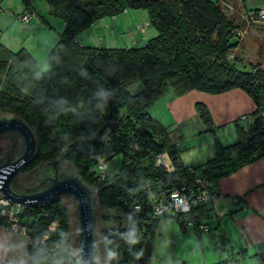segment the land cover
Masks as SVG:
<instances>
[{
	"label": "trees",
	"instance_id": "obj_1",
	"mask_svg": "<svg viewBox=\"0 0 264 264\" xmlns=\"http://www.w3.org/2000/svg\"><path fill=\"white\" fill-rule=\"evenodd\" d=\"M46 1L51 12L65 21L48 54L49 68L42 72L27 50L12 51L0 42V111L23 118L37 136V152L26 171L57 156L65 140L71 142L66 160L76 166L84 181L101 188L97 192L98 238L107 261L148 264L160 216L153 210L156 200L184 181L193 183L196 177L217 192V179L264 155V68H247L232 55L240 25L220 0ZM126 9L147 11L156 34L144 45L117 48L80 42L79 35L94 21ZM136 80L142 87L131 93L129 83ZM166 84L177 95L191 89L208 93L243 89L256 105L247 135L222 145L206 106L196 103L213 137L215 153L199 166L184 165L167 128L146 111ZM163 153L170 158L172 171L158 163ZM116 154L122 159L113 176L106 174L100 180L99 174L89 170L88 161ZM61 198L17 213L21 221L29 217L24 222L36 235H49L43 244L29 246L25 264H74L69 246L70 209ZM2 208L8 206L0 204ZM119 209L123 220L114 213ZM210 210L211 205H202L198 213L201 216ZM172 218L184 231L185 223ZM52 222L57 225L49 231ZM102 222L113 225L102 226ZM0 224H9L1 212ZM215 228L219 229L218 221ZM194 229L200 238L198 228ZM213 241L225 253V259L214 264H242L248 257L246 250H235L223 232ZM252 256L264 264V248Z\"/></svg>",
	"mask_w": 264,
	"mask_h": 264
},
{
	"label": "crops",
	"instance_id": "obj_2",
	"mask_svg": "<svg viewBox=\"0 0 264 264\" xmlns=\"http://www.w3.org/2000/svg\"><path fill=\"white\" fill-rule=\"evenodd\" d=\"M119 15L97 19L83 31L84 39H78L83 45L113 47L112 36L117 32L123 37L129 30L120 20L123 16L120 18ZM144 26L145 29L151 27L149 19ZM155 34V30H149L144 37H135L134 40L142 46L149 36ZM196 103L206 106L222 145H229L230 139L234 143L247 135L248 124L256 109L253 99L241 88L220 93L191 89L177 95L170 85H164L160 98L150 103L146 111L167 128L171 141L180 150L182 163L189 167L205 163L215 153L213 137L200 119ZM162 161L172 169L166 153L162 154ZM216 190L218 197L213 214L209 215L214 217V223L219 222L218 233L223 232L235 250H246L248 257L242 264H260L252 255L264 248V155L217 179ZM28 248L27 234L0 224V264H25ZM224 259L225 253L211 248L210 260L203 264Z\"/></svg>",
	"mask_w": 264,
	"mask_h": 264
},
{
	"label": "rangeland",
	"instance_id": "obj_3",
	"mask_svg": "<svg viewBox=\"0 0 264 264\" xmlns=\"http://www.w3.org/2000/svg\"><path fill=\"white\" fill-rule=\"evenodd\" d=\"M27 3L31 8H29ZM27 3L23 0H0V42L12 51H18L21 48L27 50L36 60L39 69L44 72L49 68L48 54L58 42L60 34L63 32L65 21L64 18L51 12L46 0H28ZM220 3L226 13L235 20V23L240 25L239 32H241V35L238 34L240 38L237 46L231 49L232 55L237 56L247 68L255 65L264 68V24H249L246 22L247 12L264 8V0H220ZM23 14L29 17L27 21L20 20ZM119 14V17L123 16L122 18L120 17L123 25H126L129 30L123 37L119 36L117 32L116 35L112 36L113 47H131L133 44L134 47L141 46L138 43L139 41L134 40V38L144 37L149 30L154 32L152 26H149V29H145L146 26L144 24L149 19L145 9H126ZM83 33L80 34V39H84L85 34ZM151 37L153 36H149V38ZM106 39L109 40L110 37ZM141 84L139 80L132 81L129 83L128 89L131 93H137L142 87ZM243 125L246 127V124ZM233 141V139H230L228 142L230 144ZM10 142L8 137H0L2 152L9 147ZM70 145H68L66 152ZM121 159V155L116 154L108 159L98 158L96 161L90 160L87 163L90 171L96 174L105 173L108 176H113L120 166ZM66 162L68 161L66 160ZM70 164L78 172L76 166L72 163ZM27 168L28 166L21 174L26 173ZM39 183L41 182H37L35 185ZM35 185L29 188H34ZM8 208L17 213H21L23 209L16 205H9ZM213 209L214 204H211V210L200 216L201 223H209V225L206 224L207 230L205 232L200 230L198 224L187 223L183 231L174 218L160 215L157 222L154 248L148 264H180L181 262L184 264H203L204 261L210 260L211 248L219 253L220 251L215 248L213 241L214 237L219 234L218 229L215 228L214 217L210 218L211 216L209 215L210 213L213 214ZM114 213L121 217L120 220L125 219V215L120 209ZM26 218L29 217H23L24 220H27ZM100 223L99 216L98 230ZM101 225L113 224L102 222ZM194 227H197L201 233L200 238Z\"/></svg>",
	"mask_w": 264,
	"mask_h": 264
},
{
	"label": "water",
	"instance_id": "obj_4",
	"mask_svg": "<svg viewBox=\"0 0 264 264\" xmlns=\"http://www.w3.org/2000/svg\"><path fill=\"white\" fill-rule=\"evenodd\" d=\"M0 136L19 140L17 145L9 144L0 154V200L20 208L43 207L64 196L61 201L70 209V250L74 264H109L98 238L100 214L97 192L101 188L84 181L75 167L66 162L65 152L71 142L65 140L55 158L33 168L37 171L48 165L52 166L53 175L48 178L50 184L29 189L39 181L28 182L25 177L27 172H21L36 155V134L20 116L0 111ZM20 186H26L27 189L22 190Z\"/></svg>",
	"mask_w": 264,
	"mask_h": 264
},
{
	"label": "built area",
	"instance_id": "obj_5",
	"mask_svg": "<svg viewBox=\"0 0 264 264\" xmlns=\"http://www.w3.org/2000/svg\"><path fill=\"white\" fill-rule=\"evenodd\" d=\"M29 17L23 14L20 20L27 21ZM246 22L252 24L264 23V8L253 9L247 12ZM236 34H240L239 30H236ZM164 154V153H163ZM158 163L164 165L168 171H172L173 168L167 167L162 161V154L158 158ZM104 166V165H102ZM193 172L192 168H189ZM99 179H103L106 174L100 173ZM208 182L205 179L196 177L192 182H182L179 186L174 187L171 191L162 195L153 205L154 213L157 215H165L169 217H178L183 223L198 224L199 228L206 231L207 225L200 222V215L198 210L202 205L215 204L218 193L208 189ZM0 204L9 206L5 202L0 200ZM1 215L5 216L9 220V224L5 225L7 229L21 231L27 234L29 238V246L37 247L43 244L49 237L45 232L42 236L36 235V233L30 229L29 225L24 221H21L17 215V212L12 211L10 208H2ZM47 215V214H45ZM57 222H52L48 225L47 230L54 231ZM30 232V233H29ZM60 245H56L59 248ZM50 254V251H47Z\"/></svg>",
	"mask_w": 264,
	"mask_h": 264
},
{
	"label": "flooded vegetation",
	"instance_id": "obj_6",
	"mask_svg": "<svg viewBox=\"0 0 264 264\" xmlns=\"http://www.w3.org/2000/svg\"><path fill=\"white\" fill-rule=\"evenodd\" d=\"M0 137H2V136H0ZM8 139H10V141H11L9 144L13 143V144L17 145V142L19 141L18 139L11 138V137H8ZM48 169H53V168H52V166H46V167L39 169L37 171H35V169H33L30 171H27V173L25 174V177L28 180V182H30V181L35 182V183L37 181L41 182L40 186L37 184V185H35V187L38 186L37 188H42V187L50 184V181L48 180V178H50L53 175V172L49 171ZM32 182H31V184H32ZM25 187L20 186V189H22V190L27 189ZM62 197H64V196H62Z\"/></svg>",
	"mask_w": 264,
	"mask_h": 264
}]
</instances>
